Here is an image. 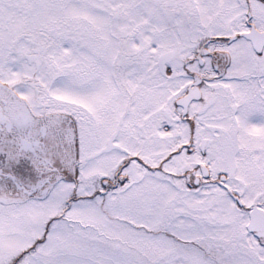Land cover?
I'll use <instances>...</instances> for the list:
<instances>
[{"label":"snow or ice","instance_id":"obj_1","mask_svg":"<svg viewBox=\"0 0 264 264\" xmlns=\"http://www.w3.org/2000/svg\"><path fill=\"white\" fill-rule=\"evenodd\" d=\"M0 264H264V0H0Z\"/></svg>","mask_w":264,"mask_h":264}]
</instances>
